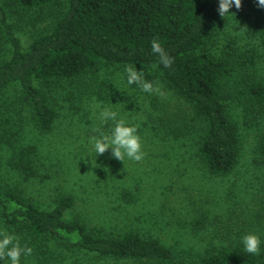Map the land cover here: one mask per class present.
Returning <instances> with one entry per match:
<instances>
[{
	"label": "rangeland",
	"instance_id": "rangeland-1",
	"mask_svg": "<svg viewBox=\"0 0 264 264\" xmlns=\"http://www.w3.org/2000/svg\"><path fill=\"white\" fill-rule=\"evenodd\" d=\"M15 34L26 48L50 31L69 0H53L39 10L24 11L17 0H0ZM207 50L235 65L226 78L227 101L238 122L241 155L231 172L211 173L199 155L203 128L190 104L146 66L145 78L163 95L128 85L126 66H99L67 83L47 88L35 80L58 109L52 131L40 130L19 84L7 87L0 103L18 123L16 131L0 132V187L13 188L43 209L67 194L74 206L65 217L81 216L89 227L108 233L138 231L157 237L191 261L209 252L242 243L256 234L264 251V155L260 137L264 112L245 110L240 90L252 77L264 78V37L245 28L237 15H227L208 40ZM13 47L0 24V58ZM150 73V74H149ZM99 105V107H97ZM109 108L117 119L138 129L145 157L140 162L95 157L91 128L108 133L99 112ZM0 231L11 232L0 213ZM44 257L21 255L20 264H142L133 259L100 256L50 242ZM0 264L9 261L0 260Z\"/></svg>",
	"mask_w": 264,
	"mask_h": 264
},
{
	"label": "trees",
	"instance_id": "trees-1",
	"mask_svg": "<svg viewBox=\"0 0 264 264\" xmlns=\"http://www.w3.org/2000/svg\"><path fill=\"white\" fill-rule=\"evenodd\" d=\"M24 11L39 10L53 0H17ZM219 0H69L52 29L35 38L26 48L15 34L0 3V24L10 40V58H0V96L12 84H19L28 100L36 126L52 131L58 109L43 86L67 83L99 66H146L157 74L193 109L203 133L199 155L213 174L225 175L239 161L242 144L240 127L230 113L226 78L235 65L229 58L208 52L207 43L224 19L218 14ZM245 28L264 37V8L255 0L233 5ZM159 40L173 58L165 68L151 51ZM246 111L264 112V78L252 77L239 92ZM15 117L0 103V132L18 129ZM264 155V133L260 137ZM74 206L71 194L61 196L54 207L40 208L22 192L0 187V213L7 229L43 258L51 241L71 248L142 264H264V251L251 255L242 243L207 253L191 261L157 237L138 231L108 233L89 227L79 215L65 217ZM6 261V260H2Z\"/></svg>",
	"mask_w": 264,
	"mask_h": 264
},
{
	"label": "clouds",
	"instance_id": "clouds-1",
	"mask_svg": "<svg viewBox=\"0 0 264 264\" xmlns=\"http://www.w3.org/2000/svg\"><path fill=\"white\" fill-rule=\"evenodd\" d=\"M258 8H264V0H255ZM237 10L242 7V0H219L218 14L225 18L230 12L232 6ZM151 51L159 58V63L165 68L171 67L173 58L169 56L163 48L159 40L151 41ZM127 84H136L141 91L149 94L163 95L161 87L145 78L144 70H137L136 67H125ZM150 74V73H149ZM99 107V105H97ZM117 112L109 108H102L99 112V120L101 124H107L108 121L113 122V127L108 133L104 132L100 127H92L90 132V143L95 157L103 155L111 149V156L118 161L124 163L125 158L140 162L144 159L145 153L142 150V143L138 135V129L134 125H128L123 119H117ZM244 251L251 255H259L261 252L260 238L253 233L245 234L241 238ZM33 249L27 245L21 247L19 239L7 232L0 231V260H7L9 264H20L21 255H32Z\"/></svg>",
	"mask_w": 264,
	"mask_h": 264
}]
</instances>
